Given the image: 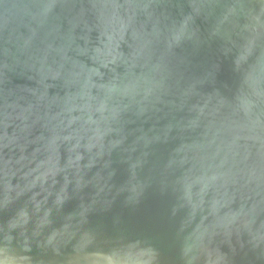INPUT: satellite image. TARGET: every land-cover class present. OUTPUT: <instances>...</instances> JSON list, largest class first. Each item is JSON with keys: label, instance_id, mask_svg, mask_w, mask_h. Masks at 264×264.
<instances>
[{"label": "water", "instance_id": "obj_1", "mask_svg": "<svg viewBox=\"0 0 264 264\" xmlns=\"http://www.w3.org/2000/svg\"><path fill=\"white\" fill-rule=\"evenodd\" d=\"M0 264H264V3L0 0Z\"/></svg>", "mask_w": 264, "mask_h": 264}, {"label": "snow or ice", "instance_id": "obj_2", "mask_svg": "<svg viewBox=\"0 0 264 264\" xmlns=\"http://www.w3.org/2000/svg\"><path fill=\"white\" fill-rule=\"evenodd\" d=\"M261 3H264V0H260Z\"/></svg>", "mask_w": 264, "mask_h": 264}]
</instances>
